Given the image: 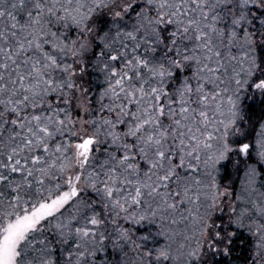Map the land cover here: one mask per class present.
<instances>
[{"label": "snow or ice", "instance_id": "snow-or-ice-1", "mask_svg": "<svg viewBox=\"0 0 264 264\" xmlns=\"http://www.w3.org/2000/svg\"><path fill=\"white\" fill-rule=\"evenodd\" d=\"M0 264H264V0H0Z\"/></svg>", "mask_w": 264, "mask_h": 264}]
</instances>
